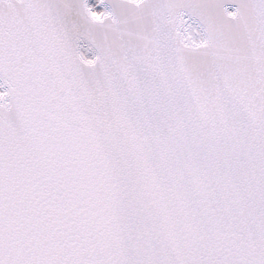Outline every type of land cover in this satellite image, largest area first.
<instances>
[{
    "label": "snow or ice",
    "instance_id": "obj_1",
    "mask_svg": "<svg viewBox=\"0 0 264 264\" xmlns=\"http://www.w3.org/2000/svg\"><path fill=\"white\" fill-rule=\"evenodd\" d=\"M0 264H264V0H0Z\"/></svg>",
    "mask_w": 264,
    "mask_h": 264
}]
</instances>
